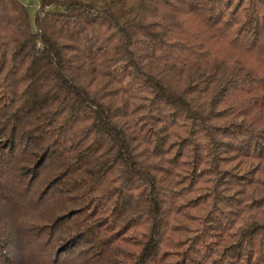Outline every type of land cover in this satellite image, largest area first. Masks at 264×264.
<instances>
[{"label": "trees", "instance_id": "1", "mask_svg": "<svg viewBox=\"0 0 264 264\" xmlns=\"http://www.w3.org/2000/svg\"><path fill=\"white\" fill-rule=\"evenodd\" d=\"M31 3L0 0V264H264V0Z\"/></svg>", "mask_w": 264, "mask_h": 264}, {"label": "rangeland", "instance_id": "2", "mask_svg": "<svg viewBox=\"0 0 264 264\" xmlns=\"http://www.w3.org/2000/svg\"><path fill=\"white\" fill-rule=\"evenodd\" d=\"M28 7L32 0H22ZM32 6V3H31ZM33 7V6H32ZM32 7H29L32 10Z\"/></svg>", "mask_w": 264, "mask_h": 264}]
</instances>
